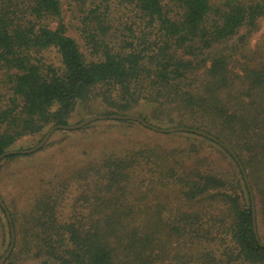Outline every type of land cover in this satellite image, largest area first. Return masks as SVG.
I'll use <instances>...</instances> for the list:
<instances>
[{"label": "trees", "instance_id": "1", "mask_svg": "<svg viewBox=\"0 0 264 264\" xmlns=\"http://www.w3.org/2000/svg\"><path fill=\"white\" fill-rule=\"evenodd\" d=\"M176 2L172 9L164 0H120L145 30H130L118 46L106 41L100 22L108 8L95 5L85 19L96 20L100 32L81 28L88 58L68 33L61 0H0V69L11 92L0 106V155L25 135L70 124L79 105L89 115L100 108L161 127H196L237 153L264 216V45L245 47L264 17V0ZM50 49L60 66L38 57ZM118 123L150 129L103 119L74 130ZM174 134L176 144L101 146L62 167L50 157L41 161L6 204L15 245L4 264H264L234 157L202 135ZM214 149L230 157L232 172L217 168ZM34 153L7 155L0 168L30 164ZM10 239L0 205V256Z\"/></svg>", "mask_w": 264, "mask_h": 264}, {"label": "rangeland", "instance_id": "2", "mask_svg": "<svg viewBox=\"0 0 264 264\" xmlns=\"http://www.w3.org/2000/svg\"><path fill=\"white\" fill-rule=\"evenodd\" d=\"M174 1L177 0H164V3L169 4L172 9H176L178 3H174ZM91 3L92 2H83L79 0H61L62 20L68 27V33L78 41L81 50L88 58L91 57L89 54L90 47L87 48L85 39L81 33V28L87 25V27L92 29L96 27L97 31H95L97 33L100 32L96 20L92 17H90V20L88 21L85 19L87 15L90 16L89 10L95 5L101 7V12H103L106 7L108 8V13L105 12L99 18L100 22L107 30L105 39L110 45L118 46L120 43L119 39L126 36L132 29L133 33L135 31V34L140 36L143 30H145V23L140 19V15L130 6L121 4L120 0H110L108 3H103L101 1H97L95 4ZM50 24L52 27L56 26L57 20H51ZM245 32L246 29H243L240 35ZM232 43H238V36L232 40ZM259 44L264 45V17L260 19L258 28L250 34L248 43L245 47L247 51H251ZM37 55L45 64H50L56 67L60 66L59 54L54 49L44 50ZM9 97H11V92L7 83L5 71L0 69V106L6 104ZM98 114H104L103 110L98 108V112L93 115ZM93 115L86 113L84 107L79 105L77 114L70 120V124H77L81 120ZM106 124H101L98 127L90 128L85 131L64 129L55 130L47 142L51 140L56 143L49 145L46 143L42 150L36 152L38 154L34 153L36 159L32 163L29 164L20 161L15 163L4 162L0 168V189L2 191V195H0L5 203L11 205L15 202L14 197L16 196L18 185L25 182V177L28 174H37L40 167L39 165H41L39 163H41V161H49V157L53 158L57 163V167H62L61 164H74L76 161L86 157V152H84V150L87 152L89 151L90 153L93 152V149H99L101 146L122 148L123 146L132 143V141L165 146L168 144H176L174 140L179 139L177 136V138L173 139L175 136L174 132L162 133L152 129H145L141 126L127 127L119 123L110 124V126ZM49 128H46L43 131L44 135L29 134L23 136L16 142L13 149H26L35 146L45 136ZM211 156L220 171L232 172L235 168L230 157L224 151L214 149ZM249 182L251 184L250 178ZM253 193L255 197L254 190ZM255 213L257 227L259 229L258 233L261 240L264 242V216L256 199ZM5 251L6 249L1 253V256ZM21 264H40V260H28Z\"/></svg>", "mask_w": 264, "mask_h": 264}, {"label": "water", "instance_id": "3", "mask_svg": "<svg viewBox=\"0 0 264 264\" xmlns=\"http://www.w3.org/2000/svg\"><path fill=\"white\" fill-rule=\"evenodd\" d=\"M103 119H132L135 121L140 122L142 125L157 131V132H164V133H172V132H177V131H181V132H192V133H196L199 135H202L204 137H207L213 141H215L216 143H218L220 146L226 148L230 154L234 157V159L236 160V162L238 163L246 184L249 188L250 191V195H251V202H252V211H253V229H254V233L256 235V239L258 240V242L260 243V245L262 247H264V242L261 240L259 233H258V228H257V221H256V213H255V197H254V193L251 187V184L249 182V178L247 176V172L245 167L243 166L241 160L239 159L237 153L231 148L229 147L227 144H225L224 142H222L220 139H218L217 137H215L213 134L207 132L204 129H200V128H196V127H184V126H175V127H169V128H162L159 126H156L150 122H148L147 120L143 119L142 117L139 116H135V115H130V114H98V115H93L90 116L88 118H85L84 120H82L81 122L77 123V124H68V125H54L52 127L49 128V130L47 131V133L45 134V136L40 140V142H38L35 146L31 147V148H26V149H9L7 151H5L3 154L0 155V162L2 161V159L10 154H31L34 153L36 151H38L39 149H41L42 147L45 146V144L47 143V141L49 140L51 134L57 130V129H64V130H74V129H79L82 128L84 126H86L87 124L96 121V120H103ZM0 205L2 206V208L5 210L7 219L10 223V230H11V239H10V244L7 247L6 251L3 253V255L0 257V264H4L7 261V258L9 257V255L11 254L14 245H15V231H14V227H13V221H12V215L10 210L8 209L4 199L2 198V196L0 195Z\"/></svg>", "mask_w": 264, "mask_h": 264}]
</instances>
